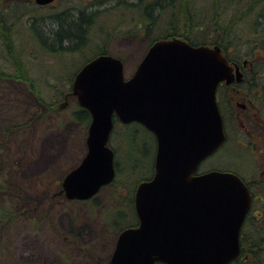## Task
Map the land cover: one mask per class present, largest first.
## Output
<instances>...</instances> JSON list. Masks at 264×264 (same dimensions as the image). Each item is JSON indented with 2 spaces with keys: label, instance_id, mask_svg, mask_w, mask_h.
<instances>
[{
  "label": "rangeland",
  "instance_id": "374dc122",
  "mask_svg": "<svg viewBox=\"0 0 264 264\" xmlns=\"http://www.w3.org/2000/svg\"><path fill=\"white\" fill-rule=\"evenodd\" d=\"M28 1L25 13L10 19L22 70L3 57L0 36V70L25 77L0 78V264H111L121 226L134 218L128 203L153 172L156 144L141 124L116 121L114 183L91 199H68L62 181L87 152V130L73 115L80 106L72 82L102 49L121 57L130 77L149 43L163 36L164 16L145 29L138 22L147 21L143 8L153 0H55L46 6ZM126 3L141 6L135 10ZM62 15L70 21L94 17L78 46H51L56 37L49 27H58ZM199 35L193 34L197 43ZM254 57L264 61L261 54ZM138 164L143 166L124 175ZM121 183L126 195L119 192ZM120 194L130 195L127 205ZM120 204L126 208L116 211ZM114 215L119 224H113Z\"/></svg>",
  "mask_w": 264,
  "mask_h": 264
},
{
  "label": "water",
  "instance_id": "95a60500",
  "mask_svg": "<svg viewBox=\"0 0 264 264\" xmlns=\"http://www.w3.org/2000/svg\"><path fill=\"white\" fill-rule=\"evenodd\" d=\"M233 78L219 45L179 37L157 40L128 79L110 54L77 72L72 92L92 119L88 151L62 183L69 199L90 198L114 179V114L143 123L157 139L155 173L135 192L139 224L120 232L111 264H228L240 255L248 187L232 172L194 175L225 140L216 88Z\"/></svg>",
  "mask_w": 264,
  "mask_h": 264
},
{
  "label": "trees",
  "instance_id": "16d2710c",
  "mask_svg": "<svg viewBox=\"0 0 264 264\" xmlns=\"http://www.w3.org/2000/svg\"><path fill=\"white\" fill-rule=\"evenodd\" d=\"M126 4L131 6L128 8L135 10L141 6L135 3ZM29 5L30 1L28 0H0V36L3 42L1 46L4 49L2 55L3 57L6 56L11 65L16 66L20 70H22L21 61H19L18 52L13 42V24L10 23V19L24 14ZM154 12L157 15L154 16ZM13 13L16 15L13 16ZM143 13L147 21L140 20L138 25L140 27L143 26L145 29L152 27L153 24H156V20H159L160 16H164L165 25L162 26L161 32L163 33L160 35L163 36L161 37L179 36L194 44H218L231 60L241 61L244 58H248L249 60L256 61L257 59L253 58L255 53L261 54L264 58V0H153L144 6ZM63 16L57 19V23H59L58 27H49L50 32L56 37L51 46L57 48L54 43L62 45L65 41L69 47L78 46L84 40L85 31L94 17L82 15L70 21ZM194 32L201 33L198 40L201 41L200 43H197L193 39ZM43 36L49 39L48 36L44 34ZM41 39L44 40L43 37ZM100 52L110 51L102 49ZM5 75L18 78L23 77L18 73L8 74L0 70V78L6 79ZM33 84L32 82V86L34 87ZM73 115L76 119L80 120L84 129L87 130L91 119L90 112L80 107L73 112ZM139 166L143 165L138 164L131 171L125 170L124 175L132 173ZM152 168L154 172V159ZM116 169L118 175L117 162ZM150 177L148 176L145 179ZM118 188L120 189L119 192H121V189L123 191L126 189L122 183ZM123 195H126L125 191ZM129 196H119L124 205H127ZM133 198L134 195L131 198L132 205L130 203L128 205L131 206L132 216L138 222ZM120 208L124 209L126 207H122L120 204L116 211H119ZM114 218L115 215L112 220L113 224H119ZM134 218L129 222L131 224L128 226L137 224L134 223ZM121 228L125 227L121 226ZM243 228L245 235L243 236L242 244L244 250L246 248V251L250 253L249 260L244 261L243 264H264V224L260 221L255 223L250 220L246 221ZM239 264H242V262H239Z\"/></svg>",
  "mask_w": 264,
  "mask_h": 264
},
{
  "label": "flooded vegetation",
  "instance_id": "af4514ba",
  "mask_svg": "<svg viewBox=\"0 0 264 264\" xmlns=\"http://www.w3.org/2000/svg\"><path fill=\"white\" fill-rule=\"evenodd\" d=\"M230 62L236 77L229 83L221 82L216 90L226 139L216 152L200 163L195 174L211 170L238 174L248 186L252 198L244 224L250 220L264 224V61L244 58ZM243 226L242 254L231 264H243L250 258L242 244Z\"/></svg>",
  "mask_w": 264,
  "mask_h": 264
}]
</instances>
